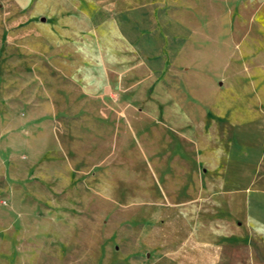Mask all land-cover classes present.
<instances>
[{"label": "rangeland", "instance_id": "obj_1", "mask_svg": "<svg viewBox=\"0 0 264 264\" xmlns=\"http://www.w3.org/2000/svg\"><path fill=\"white\" fill-rule=\"evenodd\" d=\"M143 4L210 26V46L225 50L216 121L264 119V0H0V264H172L149 246L164 234L169 250L183 218L224 247L226 264H264L243 194L219 193L190 145L170 149L177 138L149 117L153 104L108 86L107 71L116 84L145 75L114 22ZM43 96L52 117L25 121ZM201 153L219 176L214 152Z\"/></svg>", "mask_w": 264, "mask_h": 264}, {"label": "crops", "instance_id": "obj_2", "mask_svg": "<svg viewBox=\"0 0 264 264\" xmlns=\"http://www.w3.org/2000/svg\"><path fill=\"white\" fill-rule=\"evenodd\" d=\"M114 22L121 39L136 54L145 75L129 77L130 83H127L128 74L123 75L116 84V74L107 71L108 86L121 87L124 101L138 102L144 109L153 104L155 111L150 113L149 109V117L161 119L177 138L170 149L184 150L182 141L190 145L196 152V165L206 166L204 177L214 180L219 193L243 194L244 225L264 248V119L230 124L216 121L217 117L208 112L213 107V96L225 84L220 79L227 66L226 59L223 62L222 58L225 50L210 46V26L191 28L153 4L122 10L114 16ZM192 76L199 80L191 82ZM35 100L37 104H29L31 109L28 108L25 121L49 120L54 113L49 97ZM48 129L49 133L50 127ZM204 150L214 152L213 158L220 167L219 176L211 173L203 162L201 152ZM176 211L178 215L183 213ZM181 221L171 224L169 250L164 246V234L156 238L153 247L149 246L154 250L155 261L226 264L227 254L222 245L208 239L197 224L184 218ZM168 227L164 224L162 230ZM158 234L156 232V237ZM147 238L143 233L139 241L146 243ZM147 255L150 257L152 253ZM135 263L147 264L148 261L134 259L131 264Z\"/></svg>", "mask_w": 264, "mask_h": 264}]
</instances>
